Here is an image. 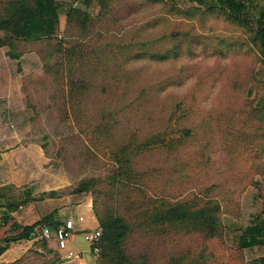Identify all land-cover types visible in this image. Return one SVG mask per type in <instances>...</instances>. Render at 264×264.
I'll return each mask as SVG.
<instances>
[{
    "label": "rangeland",
    "instance_id": "374dc122",
    "mask_svg": "<svg viewBox=\"0 0 264 264\" xmlns=\"http://www.w3.org/2000/svg\"><path fill=\"white\" fill-rule=\"evenodd\" d=\"M57 1L65 55L55 41L52 53L45 42L19 43L15 58L0 48V218L1 204L27 200L10 214L20 225L50 216L76 222L80 215L79 226L92 230L93 201L138 225L160 198L200 205L214 199L225 247L211 242L208 264H255L264 257L263 247L240 251L238 244L252 222L264 219V135L244 123L264 99V63L246 44L227 49L243 33L220 19L189 20L172 10H190L194 0ZM249 2L264 8V0ZM72 6L101 21L87 32L67 28ZM188 30L199 43L182 45L177 58L148 59L174 49L171 33ZM180 129L194 134L184 140ZM151 136L177 140L176 147L147 146ZM121 150L135 178L110 185ZM90 178L97 180L93 193L73 194ZM50 192L56 196H45ZM157 234L158 228H143L129 241L148 264H164L171 252H199L196 236ZM68 248L76 253L88 245L77 234ZM69 262L53 241L39 238L10 244L0 257V264Z\"/></svg>",
    "mask_w": 264,
    "mask_h": 264
},
{
    "label": "trees",
    "instance_id": "16d2710c",
    "mask_svg": "<svg viewBox=\"0 0 264 264\" xmlns=\"http://www.w3.org/2000/svg\"><path fill=\"white\" fill-rule=\"evenodd\" d=\"M152 2H163L162 0H148ZM197 3L192 9L172 7L176 14L183 15L185 19L212 17L220 19L225 23L235 26L244 35L240 44H232V47H245L257 55L258 61L264 63V8H252L249 0H194ZM86 2H88L86 0ZM85 2V3H86ZM83 3V2H80ZM103 4V3H102ZM61 4L57 0H0V48L7 47L9 53L15 58L14 49L19 43L45 42L50 45L51 53L55 52L56 44H59V51L64 52L62 44L64 40H58L60 26ZM255 9V11H254ZM66 27L77 26L87 32L92 25V21L100 22L101 18H92L90 14L82 9L72 6L67 10ZM169 39L176 42L174 49L163 54H151L149 60L164 61L168 58H177L180 47L185 45L191 47L199 43V36L188 31H175L169 35ZM57 44V45H58ZM214 49V48H213ZM204 51V50H203ZM68 52L70 50L68 49ZM222 51L219 50V54ZM142 56H135L141 59ZM125 83L128 85L127 80ZM104 87H107L103 84ZM149 91L152 95L156 92ZM181 106L179 105V108ZM253 124L264 135V99L255 107L250 108L244 123ZM251 126V125H250ZM183 139L192 137L193 131L190 129H180ZM103 129L99 128V137ZM158 136H151L147 146L158 144L159 147L172 150L176 147L177 140L160 141ZM264 147V144L261 143ZM113 161L117 163L116 170L109 177V184L115 185L117 181H131L135 178L130 169L128 155L125 150L115 154ZM118 182V183H119ZM97 186V180L84 179L78 183L73 194L93 193ZM42 194L41 197H44ZM48 198H54L56 194L50 192L46 194ZM0 195V200L2 199ZM42 199V198H40ZM24 202L5 203L1 207L5 208L0 218V256L5 253L10 244H17L22 241H29L39 238V228L41 225H48L51 229L60 225L56 216L35 222L32 225H20L12 219L11 213L15 212ZM92 210L100 230V238L97 242L98 255L94 258L93 264H148L147 258L133 250L129 241L137 232L143 228H158L160 236L173 234L185 237L196 236L199 240V252L190 256L184 251L171 252L164 264H208V246L211 242L225 247L223 241L224 226L221 221L220 203L214 199H208L203 204H189L186 202H173L164 198L154 202L152 208L145 210L140 215V224L136 225L134 220L118 213L115 207L108 203H102L97 207L93 201ZM96 228V229H98ZM89 230V229H85ZM157 233V231H156ZM77 234H81L79 231ZM157 234V235H158ZM45 243L46 241L39 238ZM47 243V242H46ZM239 250L254 247L264 248V219L252 222L239 236ZM89 247V246H88ZM90 250V248H89ZM255 264H264V257L259 258Z\"/></svg>",
    "mask_w": 264,
    "mask_h": 264
},
{
    "label": "built area",
    "instance_id": "2783aa9c",
    "mask_svg": "<svg viewBox=\"0 0 264 264\" xmlns=\"http://www.w3.org/2000/svg\"><path fill=\"white\" fill-rule=\"evenodd\" d=\"M82 217H77L76 222L71 218L65 219L60 222V225L51 229L48 225H41L39 228V238L46 242L53 241L55 249L60 253H65L64 259L78 258L79 254H74L68 250L69 241L81 231L83 241L89 246V253L96 258L98 255L97 242L100 238V230L92 229L85 230L80 228L79 224L82 222Z\"/></svg>",
    "mask_w": 264,
    "mask_h": 264
},
{
    "label": "crops",
    "instance_id": "0c3cea01",
    "mask_svg": "<svg viewBox=\"0 0 264 264\" xmlns=\"http://www.w3.org/2000/svg\"><path fill=\"white\" fill-rule=\"evenodd\" d=\"M78 217H82L83 218V220H82V222L81 223H83L84 221H85V219H84V217L83 216H80V215H78ZM92 220H95L94 218H91ZM80 223V224H81ZM95 223V225H93L94 227L93 228H97V223H96V221L94 222ZM80 228L82 227V228H86V229H89V228H87L88 226H79ZM76 236V235H75ZM74 236V237H75ZM73 237V238H74ZM72 238V239H73ZM68 250L69 251H72L73 252V250H71V249H69L68 248ZM60 253V252H59ZM63 253V252H62ZM60 253L61 255H62V259H64V256H65V253ZM74 254H79L78 255V258H71V259H68L70 262V264H93L94 263V257L89 253V247H88V249H84V250H78L77 249V252L75 253V252H73ZM4 255V254H3ZM2 256V255H1ZM0 256V257H1ZM66 260V259H65ZM67 261V260H66Z\"/></svg>",
    "mask_w": 264,
    "mask_h": 264
}]
</instances>
